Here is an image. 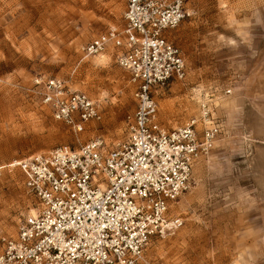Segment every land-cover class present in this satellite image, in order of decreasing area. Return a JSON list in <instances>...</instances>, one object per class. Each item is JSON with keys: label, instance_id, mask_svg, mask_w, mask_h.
Here are the masks:
<instances>
[{"label": "rangeland", "instance_id": "1", "mask_svg": "<svg viewBox=\"0 0 264 264\" xmlns=\"http://www.w3.org/2000/svg\"><path fill=\"white\" fill-rule=\"evenodd\" d=\"M185 3L189 17L166 37L187 78L157 97L159 121L181 127L207 104L220 134L174 206L183 227L154 239L143 264H264V0ZM124 11V0H0V244L37 209L15 162L123 140L137 84L111 53L84 58L82 49ZM38 79L85 93L102 119L82 132L55 120Z\"/></svg>", "mask_w": 264, "mask_h": 264}, {"label": "built area", "instance_id": "2", "mask_svg": "<svg viewBox=\"0 0 264 264\" xmlns=\"http://www.w3.org/2000/svg\"><path fill=\"white\" fill-rule=\"evenodd\" d=\"M122 24L82 49L84 58L111 53L137 84L123 140L94 139L79 148L37 153L12 166L36 200L34 215L0 244V264H143L154 239L183 227L174 206L193 186L195 166L220 134L211 108L181 127L159 121L157 97L187 78L182 50L166 33L189 12L185 0H124ZM42 105L82 132L102 119L99 105L60 79H38Z\"/></svg>", "mask_w": 264, "mask_h": 264}, {"label": "bare ground", "instance_id": "3", "mask_svg": "<svg viewBox=\"0 0 264 264\" xmlns=\"http://www.w3.org/2000/svg\"><path fill=\"white\" fill-rule=\"evenodd\" d=\"M104 55V54H103ZM101 56V55H100Z\"/></svg>", "mask_w": 264, "mask_h": 264}]
</instances>
